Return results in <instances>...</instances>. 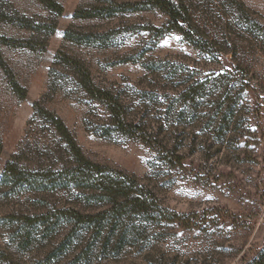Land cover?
Masks as SVG:
<instances>
[{"label": "rangeland", "instance_id": "rangeland-1", "mask_svg": "<svg viewBox=\"0 0 264 264\" xmlns=\"http://www.w3.org/2000/svg\"><path fill=\"white\" fill-rule=\"evenodd\" d=\"M56 1L58 16L38 0H0V12L34 27L0 19L10 38L1 56L26 88L15 94L0 66V176L13 155L20 170L69 159L33 118L39 102L105 173L134 177L147 208L113 212L88 188L2 186L0 264H261L253 260L264 248V0H175L187 12L183 31L157 7L85 19L75 10L98 0ZM54 20L48 35L35 28ZM69 28L100 37L64 41ZM59 50L117 100L122 127L75 70L55 63Z\"/></svg>", "mask_w": 264, "mask_h": 264}, {"label": "trees", "instance_id": "trees-1", "mask_svg": "<svg viewBox=\"0 0 264 264\" xmlns=\"http://www.w3.org/2000/svg\"><path fill=\"white\" fill-rule=\"evenodd\" d=\"M47 9L53 12L56 16L63 11L62 5L56 0H38ZM98 5L88 8H77L74 12L75 18L85 19H101L111 17L119 11H136L150 7H157L165 12L171 24V27L179 31H183L184 27L180 24L184 20L183 13L187 14L184 4H177L175 0H141L135 3L127 1L118 2L115 0H98ZM149 4V5H148ZM8 15L0 12L1 20H10L16 25L23 28H34L30 21L23 16H17L14 19L7 17ZM56 27L54 20L50 25L41 23L35 28L46 30V34H50ZM100 34L82 35L74 33L70 28L64 33V41H73L77 43L88 42L90 38H98ZM10 43V38L6 35H0V44L6 45ZM198 46V45H196ZM68 56L62 50H59L55 56V63L60 64L75 70L80 80L81 87L97 100L106 102L110 108L111 115L120 127L123 125L121 112L118 108L117 100L105 90L97 88L90 79L88 71L84 68L81 62ZM0 66L6 72L9 78V86L12 91L20 98L26 95V88L21 86L11 73L9 67L4 62L0 53ZM33 118H37L45 122L52 128L61 141V148L67 151L69 159L64 161V165L57 169L50 167L45 170L26 169L20 170L18 165L17 155H13L6 162L3 172L0 176V187L5 186L13 190L27 191H47L56 189H69L71 187L88 188L93 191V195L100 201H111V210L118 213L121 208L129 207L146 209L144 194L135 189L137 181L134 177L123 176L114 177L104 172V167L98 163H94L84 156L80 147L77 145L73 135L64 124L63 120L54 112L41 106L39 102L33 105ZM2 150V140L0 138V153ZM97 221L103 217V213L98 214ZM88 220H93L96 216H87ZM264 264V248L254 258L253 263Z\"/></svg>", "mask_w": 264, "mask_h": 264}]
</instances>
